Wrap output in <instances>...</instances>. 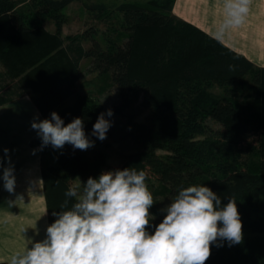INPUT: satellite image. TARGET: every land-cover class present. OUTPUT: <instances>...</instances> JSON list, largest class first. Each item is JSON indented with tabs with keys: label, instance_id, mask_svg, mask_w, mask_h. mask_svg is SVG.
Wrapping results in <instances>:
<instances>
[{
	"label": "trees",
	"instance_id": "16d2710c",
	"mask_svg": "<svg viewBox=\"0 0 264 264\" xmlns=\"http://www.w3.org/2000/svg\"><path fill=\"white\" fill-rule=\"evenodd\" d=\"M74 2L87 27L72 37L64 10ZM175 2L0 0V104L28 96L44 119L56 112L66 126L81 118L94 142L43 148L50 225L69 186L134 167L147 173L155 202L150 234L181 187L204 185L223 204L234 196L243 224L242 242L213 243L205 264H264V66L176 16ZM88 60L115 90L113 103L102 100L110 88L81 91ZM108 109L101 141L93 126Z\"/></svg>",
	"mask_w": 264,
	"mask_h": 264
},
{
	"label": "clouds",
	"instance_id": "9594fccd",
	"mask_svg": "<svg viewBox=\"0 0 264 264\" xmlns=\"http://www.w3.org/2000/svg\"><path fill=\"white\" fill-rule=\"evenodd\" d=\"M251 5L252 0H222L223 18L214 38L223 42L231 30L242 26ZM229 68L234 70L231 65ZM106 116H113V110L101 113L93 126L92 135L101 141L112 126ZM31 127L42 141L33 154L49 144L56 149L65 144L79 150L94 146L81 118L65 126L59 114L52 112L50 119L35 118ZM8 165L3 168V186L14 193L15 168L10 156ZM146 179L145 171L130 167L69 186L60 205L63 210L53 213L57 219L48 226L46 239L30 241L32 246L13 253L9 264H205L213 243L220 247L224 241L229 246L242 242L236 198L226 197L228 203L223 204L221 197L204 185L181 187L162 210L167 215L150 234L147 229L153 217L149 210L155 202ZM17 201H9V207Z\"/></svg>",
	"mask_w": 264,
	"mask_h": 264
},
{
	"label": "crops",
	"instance_id": "0c3cea01",
	"mask_svg": "<svg viewBox=\"0 0 264 264\" xmlns=\"http://www.w3.org/2000/svg\"><path fill=\"white\" fill-rule=\"evenodd\" d=\"M222 11L223 9L219 7L217 8L216 12L219 14V12L221 13ZM173 13L176 16L198 26L210 35L214 36V34L210 33L206 29V27L200 25V22H195L191 18V16L189 15L191 13V5L188 4L187 0H176L173 7ZM227 36H229L227 38L230 39L224 37V44L245 55L256 65L263 67L264 0H252L251 10L246 19V22L242 26L231 30ZM237 45H243L244 49H239ZM26 99L30 101V106L36 109L35 112H38V114L41 115L28 96L19 98L8 104H0V158H3V165L0 166V263L9 262L11 255L16 251H19V240L14 237L13 229L15 227H26L24 224H21V222H23V220H28V218H31L30 220L33 221L34 218L38 217L39 220L42 221L44 214L43 207L46 204V201L45 204L43 202L45 200L43 179L41 164L39 166L38 161L40 151H37L36 154H33V151L29 150V148H26L27 143H23V145L21 144L19 148L15 149L14 147L16 146V143L12 140L13 137L22 138L25 134L29 135V132H27L28 128L30 127V129H32V118L25 116L22 117L21 113L18 111V107L22 104H25L26 106ZM35 138L38 139L40 137L37 135V137H34V140H36ZM31 147H33L34 149H39L40 145H34L31 142L30 148ZM4 149L9 150V153L7 155L4 153ZM8 156H10L12 165H14L15 168L14 175L16 178V184L14 193H9L4 189V182L2 180L3 168L9 166ZM36 179H38L39 181L38 187H40L41 195L34 198L39 204L38 206L36 204H32L31 216L28 215L25 217V215H23V212H20L21 209L7 206V204H9V201H11L12 199L17 200L18 198H22L21 200H18L21 204L22 200H25V195H22L20 190L23 189V186L27 188L26 184L28 186L32 181ZM9 197H11L12 199L8 201L7 198ZM24 212L26 211L24 210ZM13 223H17V226L14 227ZM35 232H39L41 236L42 227L36 228ZM44 233L45 232L43 231V234ZM33 235L36 237L35 233ZM27 246V244H24V247Z\"/></svg>",
	"mask_w": 264,
	"mask_h": 264
},
{
	"label": "rangeland",
	"instance_id": "374dc122",
	"mask_svg": "<svg viewBox=\"0 0 264 264\" xmlns=\"http://www.w3.org/2000/svg\"><path fill=\"white\" fill-rule=\"evenodd\" d=\"M93 1L105 2L109 5L112 4L117 5L125 2H137V1L140 2L147 0H93ZM187 2L188 4L191 5V13L189 14L191 18L195 22L198 23L200 22V25L206 27V29L210 33L214 34L216 26L221 22L223 18V11L221 13L219 12V14L216 12L217 8L219 7L222 8V0H187ZM64 11L69 15V20L64 25L65 35L75 37L86 29L87 15L83 5L80 2L72 3L67 8H65ZM48 26L54 28L53 22L49 21ZM227 35L225 36V38L229 37ZM237 47L242 50L244 49L243 45H237ZM82 69L84 70V77L82 78V87H81L82 92L85 93L86 91H90L91 93H98L99 95L102 91L110 88V84L109 82H107L108 78L106 76H103L101 72L92 69L90 65V60L83 62ZM108 93H109L108 96L107 95L105 97L103 96L102 100L103 102L107 101L113 103L114 99H116L115 90L111 89L110 92ZM25 101H26L25 102L26 106L25 104H22L21 106L18 107L19 108L18 111L21 113L22 117L24 116L30 117L32 118V120L38 117L39 120H44V118L41 115H39L38 112H35L36 109L30 106V101L27 99ZM27 132H29V135L25 134L23 135L22 138L13 137L12 140L15 141L16 143V146L14 147L15 149L19 148L21 144L23 145V143H27L26 148H29V150L31 151L34 150V148L33 147L30 148V146H31V142L34 141V137L35 136L37 137V131L34 129H30L29 127ZM41 153L42 151L39 152V157H38L39 166L41 164ZM111 163L113 165L119 164L118 160L115 159H112ZM38 184L39 181L38 179H36L32 181L28 186L26 184L27 188L23 186V189H21L20 192L22 195H25V200L24 201L22 200L21 204L20 201L12 199L11 197L7 198L8 201L11 199H12L11 201L13 202L17 201L16 204L12 206V208L14 207L17 209H21L20 212L21 213L23 212V215H25V217L28 215L29 216L32 215V208H31L32 204L33 205L36 204L37 206L39 204L36 202V199H34L35 197H39L41 195L40 194L41 190L40 187H38L39 186ZM43 202L45 204V200ZM7 206H9V204H7ZM43 208H44V214L42 221L39 220L38 217L34 218L33 221L30 220L31 218H28V220H23V222H21V224H24L26 226L22 228L15 227L17 226V223H13V226L15 227L13 229L14 237H16L17 240H19L18 250H22L26 248L24 247V244L25 245L27 244L28 247H31L32 244L30 243V241L40 242L46 239L45 237L47 234V228L49 226V213L47 211L46 204L44 205ZM24 210L26 212H24ZM38 227H42L41 236L39 232H35L36 228ZM43 231L45 232L44 234ZM34 233L36 234V237L33 235Z\"/></svg>",
	"mask_w": 264,
	"mask_h": 264
}]
</instances>
